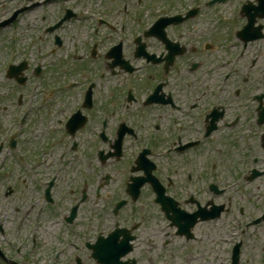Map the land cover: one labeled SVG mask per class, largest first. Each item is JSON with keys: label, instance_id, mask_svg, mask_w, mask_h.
<instances>
[{"label": "flooded vegetation", "instance_id": "1", "mask_svg": "<svg viewBox=\"0 0 264 264\" xmlns=\"http://www.w3.org/2000/svg\"><path fill=\"white\" fill-rule=\"evenodd\" d=\"M210 1H192L182 11L174 3L149 8L152 22L136 37L142 39L143 50H136L135 39L129 55L124 38H118L103 55L94 46L91 59L100 64L95 76L86 64L78 65L85 67L79 69L81 75L65 72L56 92L45 93V146L53 158L46 164L45 183L43 178L38 183L40 187L45 184V218L55 219L50 213L60 197V183L82 182L80 200L67 212L57 206L61 213L54 226L73 230L78 250L87 252L95 264V248L109 246L114 248L113 255H119L128 241L132 250L124 263L157 264V244L162 236H170L148 227L147 197L160 215L163 204L157 198L172 213L196 217L193 238H182L185 242L198 240L196 229L202 225L213 226L209 239L218 245L231 228L243 227L235 242L228 243V254L221 247L217 263L227 255L231 262L233 248L241 244L238 264H264V251L260 257L246 253V235L264 224L255 225L264 209L255 216L242 208L233 209L236 199L230 194L240 191L249 202L255 192H262L260 199L264 197L258 185H264V1L220 0L209 6ZM229 4L228 18H223L229 21L226 33L204 43L203 36L196 41L206 21L202 8H218L221 13ZM187 15L191 17L183 24L167 26L165 36L146 35L155 24L162 26L171 18ZM254 18L255 27L242 34ZM225 150H236V160H229L232 152ZM228 160L234 180L222 171L221 163ZM41 166L35 169L38 177L44 176ZM95 185L96 190L91 189ZM249 186L257 188L252 191ZM8 189L6 200L0 199V254L5 257L0 256L1 264L17 263L4 243L12 245L14 230L29 229L36 211L33 206L23 208H28L29 201L19 207L16 201H7L16 191L8 196ZM76 192L70 190L73 196ZM93 197L95 205L104 201V211L88 216L81 237L76 228L84 226L79 222L81 207ZM222 206L225 209L218 214ZM75 207L76 217L70 223ZM169 229L174 230L172 238H177V227L169 223Z\"/></svg>", "mask_w": 264, "mask_h": 264}, {"label": "rangeland", "instance_id": "2", "mask_svg": "<svg viewBox=\"0 0 264 264\" xmlns=\"http://www.w3.org/2000/svg\"><path fill=\"white\" fill-rule=\"evenodd\" d=\"M31 1L36 2V0ZM42 1L39 0L38 6L22 13L11 27H6L0 33V121L4 128L10 126L9 128L12 129L9 135L16 136L19 139L20 153L25 156L28 162L42 164L40 171L45 176L46 164L53 160L50 147L45 146V119L48 118L47 111H45V93L48 90L45 89V84H48L50 88L58 87V82L67 76L65 72H72L77 76L78 74L81 75L79 69L85 67L95 76L100 64L91 59V52L93 49L95 50L94 46L97 47L98 53L103 55L122 36L129 41L136 39L141 29L149 26L152 22L149 10L151 4L155 7L161 4L174 3L178 4L176 9L182 11L183 8L187 9L191 5L192 0H128L127 12H124L121 8L122 3L127 0H62L61 3L58 0L49 5H44ZM205 1L198 0V3L201 4ZM2 2H4V6L0 9V19L3 15L7 19L25 0H2ZM229 7L230 4L224 7L221 13H219L218 8H202V18H205L206 21L201 26L203 33L196 35L195 40L199 41L200 37L203 36L201 41L204 43L207 40L218 38L221 33H226V25L229 21L223 18H228ZM68 10L74 11L76 17L66 22L54 33H47L49 27L55 24L54 20L60 18V15L63 16L61 13ZM87 10L90 11V14L85 16ZM99 17L108 19L115 25H119L120 22L122 24L116 32L111 31L106 26L99 25L96 22V18ZM124 17L127 18L128 25H125V20H120ZM122 26H124V31L121 33ZM54 35L63 40V46L57 50H53ZM133 50V43L130 46L126 45V51L129 55ZM13 52H15V63L18 64L26 60L29 65V73L25 74L30 78L26 90L28 95L33 96L35 90L39 87L32 103L27 106L29 114L21 130L18 124L15 123L18 115L21 114L16 108L15 100L20 89L16 87L15 82L7 79L5 71L7 61L10 59L9 55ZM38 63H41L43 67L41 68L43 73L40 77H36V74L32 71V69L40 67L37 65ZM84 64H86L85 67L78 66ZM52 92L55 91L52 90ZM4 152L0 158V162L6 163L0 175L2 177L0 199L6 200L3 196L8 187H11L16 191L12 197L7 198V201H16L18 207L24 205L22 204L24 201L38 200L39 194L35 190V185L30 184V181L23 174L22 168L30 163H27L24 158L22 160L25 164L22 166L18 159V152L9 151L8 148ZM224 152H232L229 160H236L233 158L236 150H225ZM257 155L263 156L261 154ZM212 156L214 157L215 154ZM229 160L226 163H221L222 171L226 178L234 180V170L228 169V165H226ZM231 180H227V182L231 183ZM77 181L79 182L80 179ZM60 184L61 209L63 212H67L71 204H74L76 200H80L78 190H81L83 184L79 182V185L72 184L70 186L66 183V180ZM258 185H260L259 188L264 190L263 184ZM96 187L95 185L91 189L96 190ZM72 188L77 190L75 196L70 193ZM256 188V186H249L248 189L255 191ZM255 193L256 196L249 202L244 199V195L240 191H238V194L233 191L230 192L236 199V203L233 202V207L236 209L242 208L253 216L259 214L264 209L262 199L259 198L262 192ZM227 198L228 196L225 197L226 201ZM150 199L151 197H147L144 200L147 205L146 210L149 213L148 227L155 230L161 229L164 232L163 234L171 232L169 223L160 215L158 208L149 204ZM95 202L96 200L93 197V200L86 202L81 207L79 222L84 226L76 227L81 232V237L85 234L84 228L87 229L88 216L92 213L100 216L104 211V201H98L97 205H95ZM23 208L31 209L30 206L28 208L24 206ZM53 210L54 212L50 214L54 215L55 219L43 218L42 229L37 233H33L32 230L27 232L14 230L13 237H11L12 245L8 244L6 246L4 241L1 240L7 254L17 259L18 262H26L27 264H77V258L82 260V264H94L87 252L79 251L73 246L76 241L73 230L69 231L66 226H54L56 220H59L56 214L59 212L58 208L53 207ZM246 216L251 217L249 214ZM29 217H32V215ZM25 222L28 227L29 218ZM45 223L48 226L46 228ZM53 227L56 228L51 229ZM211 229H213V226L210 225L198 227L196 229L198 240L195 242H185L180 238H172V236L165 238L162 236V240L155 249L156 255L154 254V257L158 258L157 264H222L221 261L217 263L216 258L221 253V247L224 245L215 244L209 239L212 234ZM258 229L246 235V253L260 257L264 251V225H261ZM222 234L219 233L218 235ZM164 240L169 241V243L165 245ZM83 241L85 240L83 239ZM144 264H148V262L145 261Z\"/></svg>", "mask_w": 264, "mask_h": 264}, {"label": "water", "instance_id": "3", "mask_svg": "<svg viewBox=\"0 0 264 264\" xmlns=\"http://www.w3.org/2000/svg\"><path fill=\"white\" fill-rule=\"evenodd\" d=\"M162 204H163V209L164 211H166V214L168 215L169 219H171L174 222V224L178 225L181 228V232H183L184 228L180 224L181 218L179 219L178 217L176 218L170 215L172 209L167 207V203L164 200L162 201ZM111 250L114 251L112 247H105L102 249L103 253H98L97 256L99 257L101 262H104L105 264H120L119 261L117 260L119 256L115 257L113 253L111 254Z\"/></svg>", "mask_w": 264, "mask_h": 264}]
</instances>
